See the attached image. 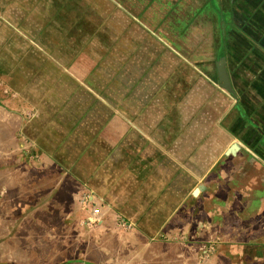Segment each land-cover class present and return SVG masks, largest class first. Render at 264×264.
Here are the masks:
<instances>
[{
    "label": "rangeland",
    "instance_id": "374dc122",
    "mask_svg": "<svg viewBox=\"0 0 264 264\" xmlns=\"http://www.w3.org/2000/svg\"><path fill=\"white\" fill-rule=\"evenodd\" d=\"M263 186L264 0H0V264H264Z\"/></svg>",
    "mask_w": 264,
    "mask_h": 264
},
{
    "label": "crops",
    "instance_id": "0c3cea01",
    "mask_svg": "<svg viewBox=\"0 0 264 264\" xmlns=\"http://www.w3.org/2000/svg\"><path fill=\"white\" fill-rule=\"evenodd\" d=\"M260 191H262V193L264 192V186L262 187V190H260ZM262 199H264V198H262ZM247 239H242V238H239L238 240H234L236 243H235V245L236 246H240V245H242L243 244V242H245ZM248 241V243H246V245H260V243H263V241H259L257 238H255V239H253V240H247ZM250 242H252L253 244H251ZM260 242V243H259ZM230 245L232 246V244L230 243ZM245 255V254H244Z\"/></svg>",
    "mask_w": 264,
    "mask_h": 264
},
{
    "label": "water",
    "instance_id": "95a60500",
    "mask_svg": "<svg viewBox=\"0 0 264 264\" xmlns=\"http://www.w3.org/2000/svg\"><path fill=\"white\" fill-rule=\"evenodd\" d=\"M221 78H222L226 83H228V79H227V76H226L225 73L222 72Z\"/></svg>",
    "mask_w": 264,
    "mask_h": 264
}]
</instances>
